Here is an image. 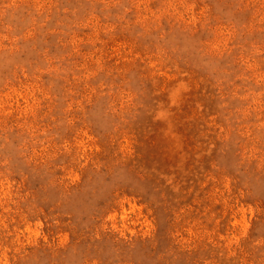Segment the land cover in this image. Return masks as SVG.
Here are the masks:
<instances>
[{"label":"rangeland","instance_id":"1","mask_svg":"<svg viewBox=\"0 0 264 264\" xmlns=\"http://www.w3.org/2000/svg\"><path fill=\"white\" fill-rule=\"evenodd\" d=\"M0 264H264V0H0Z\"/></svg>","mask_w":264,"mask_h":264}]
</instances>
